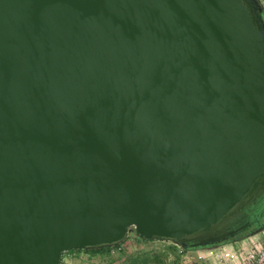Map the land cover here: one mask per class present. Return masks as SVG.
<instances>
[{"label": "water", "instance_id": "1", "mask_svg": "<svg viewBox=\"0 0 264 264\" xmlns=\"http://www.w3.org/2000/svg\"><path fill=\"white\" fill-rule=\"evenodd\" d=\"M263 198L259 0H0V264L244 249Z\"/></svg>", "mask_w": 264, "mask_h": 264}, {"label": "built area", "instance_id": "2", "mask_svg": "<svg viewBox=\"0 0 264 264\" xmlns=\"http://www.w3.org/2000/svg\"><path fill=\"white\" fill-rule=\"evenodd\" d=\"M259 1L264 8V0ZM181 262L182 264H264V237L250 247L205 257H194L184 252Z\"/></svg>", "mask_w": 264, "mask_h": 264}, {"label": "trees", "instance_id": "3", "mask_svg": "<svg viewBox=\"0 0 264 264\" xmlns=\"http://www.w3.org/2000/svg\"><path fill=\"white\" fill-rule=\"evenodd\" d=\"M128 240V238L121 244H117L111 247H105L96 250H84L88 253H109L112 250H123L122 245ZM132 240L136 243V249L132 252L124 253V259L122 264H177L174 261H168L165 252L157 251L153 248L141 249V245L153 242L155 240H141L137 237H133ZM168 251H176L177 248L173 244H169ZM80 251V250H79ZM179 252H182L178 249ZM168 253V252H167ZM115 261V260H114Z\"/></svg>", "mask_w": 264, "mask_h": 264}, {"label": "rangeland", "instance_id": "4", "mask_svg": "<svg viewBox=\"0 0 264 264\" xmlns=\"http://www.w3.org/2000/svg\"><path fill=\"white\" fill-rule=\"evenodd\" d=\"M132 238L133 237H129L128 240L122 245L123 250L121 252H120V250H116L114 252L106 253V260H108V261H110V260L114 261L115 260V262L117 264H122V261H123L124 256H125L124 253H128L132 247H133L132 251H134L136 249V243L132 240ZM169 244H172V243L166 242V241L155 240L153 242H148V243L141 245V249L153 248L157 251L165 252L166 258L168 261H174L177 264H182L181 261H182L184 252L182 250H180L179 248H177L175 245L174 246L177 248L176 251H173V250L168 251L169 249L167 247L169 246ZM178 249L182 252H179ZM65 253L66 252H64V254Z\"/></svg>", "mask_w": 264, "mask_h": 264}, {"label": "crops", "instance_id": "5", "mask_svg": "<svg viewBox=\"0 0 264 264\" xmlns=\"http://www.w3.org/2000/svg\"><path fill=\"white\" fill-rule=\"evenodd\" d=\"M133 248V247H132ZM129 252H132L133 249ZM112 250L111 252H114ZM59 264H117L115 261L106 260V253H88L84 250H72L63 253Z\"/></svg>", "mask_w": 264, "mask_h": 264}, {"label": "flooded vegetation", "instance_id": "6", "mask_svg": "<svg viewBox=\"0 0 264 264\" xmlns=\"http://www.w3.org/2000/svg\"><path fill=\"white\" fill-rule=\"evenodd\" d=\"M246 220L250 222V225L244 231L240 232L224 243L243 238L250 233L260 234L264 231V198L247 212Z\"/></svg>", "mask_w": 264, "mask_h": 264}]
</instances>
